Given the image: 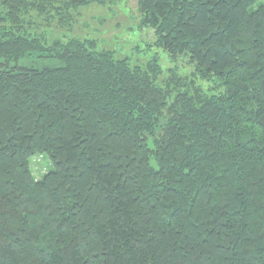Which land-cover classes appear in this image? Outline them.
Wrapping results in <instances>:
<instances>
[{"label": "trees", "instance_id": "16d2710c", "mask_svg": "<svg viewBox=\"0 0 264 264\" xmlns=\"http://www.w3.org/2000/svg\"><path fill=\"white\" fill-rule=\"evenodd\" d=\"M114 1L0 0V264H264V4L139 0L155 45L195 64L162 82L34 28ZM39 153L55 168L36 180Z\"/></svg>", "mask_w": 264, "mask_h": 264}, {"label": "rangeland", "instance_id": "374dc122", "mask_svg": "<svg viewBox=\"0 0 264 264\" xmlns=\"http://www.w3.org/2000/svg\"><path fill=\"white\" fill-rule=\"evenodd\" d=\"M262 4L264 0H258L250 10L257 9ZM138 5L139 0H115L114 3L106 4L93 2L74 10L67 23L54 21L47 25L43 20L37 19L34 28L38 32L46 30L49 42L69 37L93 41L98 50H113L117 57H127L133 65L144 66L149 61H157L161 67L160 82L169 78L172 73L185 76L196 73L195 64L190 62L188 56L182 54L174 58L155 45V31L151 26L141 23L142 13ZM19 63L37 67L61 64L55 58L38 54L21 59ZM54 168L52 159L46 153L35 154L30 158V169L36 180L42 179Z\"/></svg>", "mask_w": 264, "mask_h": 264}]
</instances>
